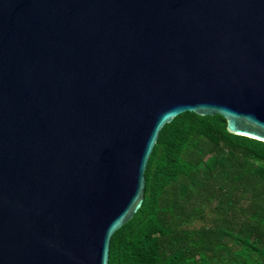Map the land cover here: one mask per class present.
Wrapping results in <instances>:
<instances>
[{
  "label": "water",
  "instance_id": "95a60500",
  "mask_svg": "<svg viewBox=\"0 0 264 264\" xmlns=\"http://www.w3.org/2000/svg\"><path fill=\"white\" fill-rule=\"evenodd\" d=\"M184 111L264 141V0H0V264H108Z\"/></svg>",
  "mask_w": 264,
  "mask_h": 264
},
{
  "label": "trees",
  "instance_id": "16d2710c",
  "mask_svg": "<svg viewBox=\"0 0 264 264\" xmlns=\"http://www.w3.org/2000/svg\"><path fill=\"white\" fill-rule=\"evenodd\" d=\"M144 175L108 264H264V141L184 111L159 130Z\"/></svg>",
  "mask_w": 264,
  "mask_h": 264
}]
</instances>
